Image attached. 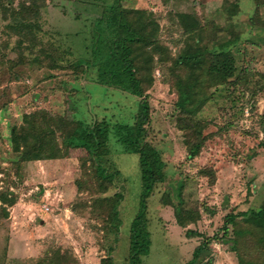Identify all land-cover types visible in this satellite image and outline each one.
I'll return each mask as SVG.
<instances>
[{"label":"rangeland","instance_id":"rangeland-1","mask_svg":"<svg viewBox=\"0 0 264 264\" xmlns=\"http://www.w3.org/2000/svg\"><path fill=\"white\" fill-rule=\"evenodd\" d=\"M10 1L15 6L29 3ZM40 2L36 51L42 49L50 56L40 54L42 60L33 64L15 65L19 54L12 45L18 32L9 26L13 20L5 19L0 10V264H101L108 256L114 264H130V233L141 208V168L139 155L125 149L115 130L118 124L135 123L140 98L111 82L110 65H97L78 80L68 68L80 60L95 61L97 37L98 60L104 61L109 45L119 36L112 34L107 24L116 0ZM119 3L122 8L141 12L138 24L154 39L145 46L144 66H149L148 52L154 45L168 49L175 58L187 44L203 43L217 49L225 43L236 56L239 69L237 83L212 87V99L197 114L196 119L207 124L205 134L210 138L192 159L185 132L178 126V91L173 86L170 57L164 53L167 61H160L157 55L154 63H149L154 83L148 90V141L162 153L169 178L148 202L152 245L142 264H186L206 240L210 241L206 261L212 257L211 264H239L229 238H223L219 230L230 213L264 210V26L256 22L259 16L264 20V5L258 14L254 0ZM183 14L197 23L194 36L185 35L179 23ZM50 57H56L64 68L50 69ZM70 98L78 107L77 119L92 123L98 118L111 126L105 166L116 175L106 196L124 195L119 232L105 222L104 210L94 204L99 193L92 184L97 180L79 158L17 164L14 127L23 124L26 114L40 109L67 115ZM205 169L213 171L214 184L210 176L202 174ZM178 181L185 183L186 209L200 213L197 221L186 227L176 219L174 202L167 203V199L172 202ZM165 190L171 191L169 198H165Z\"/></svg>","mask_w":264,"mask_h":264},{"label":"trees","instance_id":"trees-1","mask_svg":"<svg viewBox=\"0 0 264 264\" xmlns=\"http://www.w3.org/2000/svg\"><path fill=\"white\" fill-rule=\"evenodd\" d=\"M259 14V8L264 5V0H254ZM29 3H20L15 6L13 1L0 0V10L4 18L13 20L9 25L18 32L17 41L12 49L19 54V63H34L41 61L40 54L49 57V53L36 51L38 36V21L40 9L43 6L40 0H29ZM114 13L110 15L107 24L110 32L119 34L116 40L111 42L104 56V61L98 60L100 49L98 37L94 44L95 61L89 63L80 60L70 63L68 68L78 80L79 75L87 73L89 69L110 65V78L124 92L139 97L138 115L133 125L118 124L115 135L125 149L139 155L141 168V208L133 221L130 233V264H142L143 257L151 249L152 239L148 221V202L156 194L157 189L166 183L168 177L167 165L163 155L152 142L148 141V125L150 123L151 105L148 90L153 85L152 68L155 56H160V61L165 62L164 53H168L171 61L169 69L174 78L173 86L178 91L176 106L179 110L178 126L185 132L188 143L189 158L200 155L208 142L210 135L205 134L207 126L196 116L213 97L212 87L234 85L238 76L236 56L225 43H220L217 49H209L203 43L197 46H187L175 58H171L168 49L154 45L148 52V67L144 66L147 58L145 46H149L154 39L143 31L138 24V10L122 8L119 0H116ZM36 22V23H33ZM257 24L264 26V20L259 17ZM101 25L102 19L97 20ZM179 23L184 29L185 35L194 36L198 31L197 23L192 16L180 15ZM27 37L25 39L23 37ZM202 41V37H201ZM230 42V41H229ZM231 43H236L232 37ZM22 51V52H21ZM28 52L29 55H23ZM22 58V59H21ZM50 69L64 68L58 59L50 57ZM101 62V63H100ZM67 67V66H65ZM148 71V73L145 72ZM54 76V75H53ZM246 78V77H245ZM78 83V82H77ZM75 90L79 89L75 86ZM78 107L70 98L68 102V114L61 115L51 111L40 109L24 116V122L12 130L14 151L19 155L18 165L25 162L41 160H57L66 157L79 158L84 169L93 171L97 183L92 188L97 189L99 195L94 204L105 212V222L111 228L120 231L121 218L119 207L124 195L116 192L113 196H106L115 184V175L105 166L109 158V134L111 126L107 121L96 118L92 123L79 120L75 117ZM202 174L211 177V184L215 183L213 171L205 169ZM185 183L178 181L176 194L165 190V198L171 193L172 204L176 219L182 227L196 222L200 213L186 209L183 192ZM7 200V196L2 195ZM166 200V201H167ZM10 204L14 199L9 200ZM206 210H209L206 208ZM243 216L242 218H240ZM222 237L229 238L231 248L237 253L239 264H264V210L251 211V213H230L226 217L225 224L219 230ZM218 235V234H217ZM210 241L206 240L198 245L192 259L186 264H211L213 258L206 261L210 255ZM101 264H114L111 256L101 260Z\"/></svg>","mask_w":264,"mask_h":264}]
</instances>
